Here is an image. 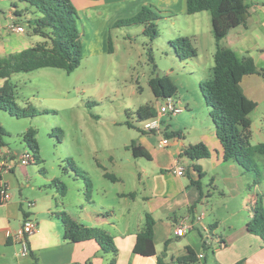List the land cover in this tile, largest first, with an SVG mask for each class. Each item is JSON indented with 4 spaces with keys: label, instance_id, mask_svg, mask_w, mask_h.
<instances>
[{
    "label": "crops",
    "instance_id": "obj_1",
    "mask_svg": "<svg viewBox=\"0 0 264 264\" xmlns=\"http://www.w3.org/2000/svg\"><path fill=\"white\" fill-rule=\"evenodd\" d=\"M123 1L125 5H118V8L136 12L148 3L145 0ZM113 2L86 1L91 6L103 4L106 7L113 6ZM248 3L246 22L231 29L222 44L232 48L239 59L252 57L258 68L264 70V0H250ZM36 15L37 8L28 0H0L2 55L41 41L31 36L22 19L28 20ZM19 25H25V30L18 31ZM197 31L194 37L198 36L200 29ZM211 35L210 49L214 57L217 46L213 30ZM196 57L200 62L199 52ZM202 80L200 78L199 82ZM241 85L245 94L258 102L255 112L264 103V76L247 74ZM185 107L190 106L187 104ZM251 119L253 126L252 116ZM187 122L173 129L181 130L182 136H167V130L161 125L151 131L141 127L143 135L136 144L148 151L150 157L135 156L139 166L134 175L140 188L130 193L123 192V197L115 200L93 197V193L90 199L84 197L81 201L83 215L79 220L87 226L105 229L114 236L118 248L115 264H159V258L161 264H234L239 260L244 264H264V241L247 230V222L253 217L254 203L247 174L237 161L224 160L223 146L210 114L199 118L192 111ZM164 137L169 142L161 147L159 144ZM198 142L206 144L210 156L193 160L185 150L188 145ZM6 149L10 148L5 145L1 151ZM5 158H0V264H35V258L38 264H111L112 252L103 250L95 239H81L66 228L59 215V212L66 211L63 199L43 194L41 188L36 192L32 184L34 175L28 165L20 164L15 157L6 162ZM8 161L12 163L11 168ZM178 165L185 167L183 175L173 171ZM111 174L115 176L114 180L125 181L123 168ZM26 186L37 194L18 197L14 189ZM5 190L11 194L8 200L3 197ZM213 190L224 196L225 216L217 212L220 204L214 202ZM254 190L264 194V180ZM147 213L155 221L157 254L153 256L134 251L137 235L145 227ZM27 217L37 222V229L28 237L29 254L22 256L15 234ZM182 224L187 225V231L184 235H177L176 228ZM189 249L197 254L198 261L180 262L178 258L185 256ZM211 252L213 259L210 262ZM201 253L203 257L199 256Z\"/></svg>",
    "mask_w": 264,
    "mask_h": 264
},
{
    "label": "rangeland",
    "instance_id": "obj_2",
    "mask_svg": "<svg viewBox=\"0 0 264 264\" xmlns=\"http://www.w3.org/2000/svg\"><path fill=\"white\" fill-rule=\"evenodd\" d=\"M86 1L73 0L79 11L84 44L79 67L70 73L62 68L42 67L16 72L9 80L0 78V95L9 94L13 88L20 107L28 108L32 104L39 112L33 115L29 110L28 116L19 118L0 109V123L6 130L3 142L20 153L28 148L24 133L28 129L36 130L40 161L28 164L34 175L35 191L41 188L43 194L62 198L63 209L79 223V216L83 215L81 201L87 197V178L93 183V197L115 200L123 197V192L140 188L134 175L139 163L131 147L143 135V122L136 111L147 102L156 108L166 102L155 96L150 79L157 75L169 76L177 86L173 101L183 108L190 106L180 113H165L161 117V128L171 131L188 123L192 111L199 118L210 114L199 80L212 77L211 67L215 63L210 49L213 38L209 11L189 14L186 0H145L160 14L156 20L159 35L152 40L144 34L142 24L115 25L117 20L136 12L118 8L125 5L124 1L114 0L110 7L91 6ZM18 4L22 6L20 1ZM22 19L27 25L25 18ZM197 29L200 31L194 37ZM31 36L43 40L40 35ZM179 37L189 39L201 56L200 62L197 57H179L171 43ZM110 38L112 51H109ZM251 116L254 120L251 143L264 142V103ZM256 157L264 180L262 156ZM120 168L125 181L105 175L106 170L120 172ZM55 178L67 186L65 196L60 195L53 183ZM250 180L247 174L248 184ZM14 192L18 197L37 194L29 186ZM212 197L220 204L218 214L225 216L224 196L213 190ZM208 258L211 262L212 252Z\"/></svg>",
    "mask_w": 264,
    "mask_h": 264
},
{
    "label": "trees",
    "instance_id": "obj_3",
    "mask_svg": "<svg viewBox=\"0 0 264 264\" xmlns=\"http://www.w3.org/2000/svg\"><path fill=\"white\" fill-rule=\"evenodd\" d=\"M37 8V15L26 20L27 28L32 34L40 35L43 40L33 46L6 55L0 53V78H8L21 71H31L42 67L62 68L68 73L80 66L84 56V44L80 28L79 11L73 0H28ZM249 3L248 0H186V12L189 14L209 11L211 14L212 30L216 40L214 66L212 77L200 82V89L209 108L210 116L216 126L218 138L223 146L224 160H235L242 167L245 174L251 178L249 189L254 200L252 206L253 217L247 222V230L259 235L264 241V194L255 191L260 184L263 173L259 169L257 155L262 156L264 164V142L251 143L252 119L251 113L257 108L258 102L249 98L241 85L247 74L258 73L264 76V70L258 68L250 56L239 59L236 52L222 44L223 38L229 31L246 22ZM160 14L149 5H143L134 15L116 21L115 25L142 24L144 34L152 40L159 32L156 20ZM181 59L197 56L196 48L187 37H179L171 41ZM112 40H109V51H112ZM150 59L153 60L151 54ZM157 68V66H155ZM150 86L157 98L168 99L175 96L177 86L169 76L157 75L150 79ZM0 109L16 117H26L38 114V110L30 104L22 108L16 102L14 89L7 95H0ZM139 120H146L158 115V110L148 102L140 106L137 111ZM6 133L0 123V153L5 143L2 135ZM167 136H182L181 130L166 132ZM23 139L28 149L33 153L34 161H40V146L36 138V130L28 129ZM136 157H150L148 151L136 142L131 144ZM191 159L210 156L209 148L203 142L190 144L185 150ZM1 158V155H0ZM198 170L201 169L195 166ZM82 170V169H81ZM105 175L115 178L111 173ZM61 196H65L67 186L58 179H53ZM92 181L87 178V199L92 195ZM132 195V193H131ZM66 228L81 239H95L103 250L113 253L111 264L117 260L118 248L114 236L107 230L87 226L74 220L66 211L59 212ZM154 218L147 213L146 224L137 235L134 251L145 256L157 254L154 240ZM182 263L197 262V254L189 249L188 253L178 258ZM35 264H38L35 258ZM159 264L161 260L159 258ZM234 264H244L239 260Z\"/></svg>",
    "mask_w": 264,
    "mask_h": 264
},
{
    "label": "built area",
    "instance_id": "obj_4",
    "mask_svg": "<svg viewBox=\"0 0 264 264\" xmlns=\"http://www.w3.org/2000/svg\"><path fill=\"white\" fill-rule=\"evenodd\" d=\"M18 31H24L25 27L24 25H19L17 26ZM184 110L182 106L177 104L176 102L173 101L172 98L166 99V102L160 106L158 109V115L156 117H152L149 119H146L143 121V128L145 130L151 131L154 129H159L160 122H161V117L165 113H172V114H177L180 113ZM169 142V139L167 137H164L161 142L160 146H166ZM1 158H5L6 160H10L11 157H15L18 162L22 165H28L29 163L34 161L33 153L27 148L23 152L19 154L13 153L10 149H6L5 151H1L0 153ZM9 167L11 168V161L9 162ZM173 171L178 174V175H183L185 173V167L184 166H176L174 167ZM3 197L4 199L8 200L11 197V194L8 191H3ZM37 229V222L30 218L27 217L24 219L21 227L19 228L18 232L15 234V239L16 241L21 245V251L20 254L22 256H26L30 252V247H29V241L28 237L29 235L33 234ZM187 231V225L182 224L176 228V234L177 235H184ZM200 257H203V253L199 254Z\"/></svg>",
    "mask_w": 264,
    "mask_h": 264
}]
</instances>
